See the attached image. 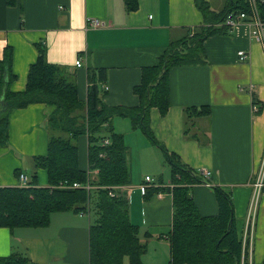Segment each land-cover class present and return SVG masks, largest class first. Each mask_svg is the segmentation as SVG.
I'll list each match as a JSON object with an SVG mask.
<instances>
[{
	"label": "crops",
	"instance_id": "1",
	"mask_svg": "<svg viewBox=\"0 0 264 264\" xmlns=\"http://www.w3.org/2000/svg\"><path fill=\"white\" fill-rule=\"evenodd\" d=\"M206 1L216 11L225 4V0L216 5L217 0ZM92 18L101 25L91 26L88 20ZM201 23L194 0H137L134 11H127L123 0H17L13 6L0 0V58L10 46L16 75L10 89L22 91L28 68L37 58L35 43L41 42L47 62L70 73L80 100H86L88 70L104 68L106 78L97 82L101 90L102 84L107 86L103 103L134 106L133 87L140 82L142 68L156 64L172 40L184 36L187 27ZM203 47L204 63L170 69V105L163 116L156 107L150 109V126L154 136L189 168L210 170L206 183H195L189 189L201 215L217 213L212 185L231 194L240 234L264 148V38L253 40L249 28L240 24L232 33L208 36ZM239 51L248 53L246 61L240 60ZM78 57L80 67L75 66ZM253 98L258 102L255 113ZM203 105L209 106V116L194 117L185 135L184 109ZM48 111L44 103H32L9 114L8 142L0 147V186L18 185V172L29 178L35 173L37 185H48L46 170L36 168L33 161L47 152ZM111 125L122 134L128 150L129 218L147 243L141 261L170 264L171 192L159 191L146 199L140 189L145 176L151 178L147 187L171 189L164 155L140 130L132 129L128 118L114 117ZM76 145L79 166L86 169V135H79ZM90 224L89 214L67 210L53 212L45 226H0V256L18 252L36 263L89 264ZM252 260L264 264V194L259 198ZM123 264H129L128 259Z\"/></svg>",
	"mask_w": 264,
	"mask_h": 264
},
{
	"label": "trees",
	"instance_id": "2",
	"mask_svg": "<svg viewBox=\"0 0 264 264\" xmlns=\"http://www.w3.org/2000/svg\"><path fill=\"white\" fill-rule=\"evenodd\" d=\"M5 2L10 6L17 4V0ZM123 2L127 11L137 8V0ZM194 5L202 16V23L187 27L184 36L168 44L156 64L142 68L140 82L133 87L137 97L134 106L103 103L101 96L106 90H101L99 84L106 78L104 68L88 70L86 100H80L70 73L63 66L47 62L41 42L35 43L37 58L28 68L25 88L13 91L10 84L16 75L12 70V48H4L0 58V147H5L8 142L11 111L32 103H44L51 109L47 114L50 133L47 152L33 157L34 166L46 170L48 185H37V176L33 173L27 186H0V226L9 229L45 226L53 212L72 210L89 214L92 206L95 219L89 226V264H123L124 257L129 264H143L141 256L147 250V243L139 236V226L130 221L128 198L119 191L115 196L109 195L113 186L127 185L131 180L127 147L122 134L115 132L111 125L112 118L126 117L132 129L140 130L162 151L169 167L171 189L150 186L143 196L147 199L159 191L171 192L173 212L167 234L170 264H240L241 240L231 194L212 185L217 213L201 215L189 189L193 184L207 180L168 150L154 136L150 126V109L156 107L163 116L170 105V69L204 63V40L213 34L228 33L226 27L216 26L226 13L250 10L247 0H225L218 11L206 0H194ZM256 7L264 19V1L258 0ZM252 101L258 105L255 98ZM209 113L208 105L186 107L183 113L185 135L194 117L209 116ZM79 135L87 137V167L98 169L92 182L98 186L91 191L94 193L92 205V194L83 187H60L64 181L69 184L86 181V169L78 163L76 138ZM105 138L110 140L108 145L101 144ZM144 235L150 236L147 232ZM0 264L42 263L33 262L25 253L12 252L0 256Z\"/></svg>",
	"mask_w": 264,
	"mask_h": 264
},
{
	"label": "built area",
	"instance_id": "3",
	"mask_svg": "<svg viewBox=\"0 0 264 264\" xmlns=\"http://www.w3.org/2000/svg\"><path fill=\"white\" fill-rule=\"evenodd\" d=\"M258 0H247L250 10L249 12L244 11H235L231 10L226 13L224 19L221 23L217 24V26L226 27L228 32H233L240 24H244L249 28V36L255 41H262L264 38V19L261 18L257 11ZM264 1V0H261ZM88 22L93 27H98L101 25V21L92 18L89 19ZM238 56L241 61H246L248 59V53L244 51H239ZM82 65V60L78 57L75 60V66L80 67ZM102 88L107 90V86L102 84ZM252 111L255 113L258 111V105L256 103H252ZM110 140L105 138L102 141V145H108ZM103 156V153H100V156ZM86 181L82 184L74 182L69 184L67 181L60 183L61 187L66 188H78L83 187L86 191L90 192L93 189H96L98 186L94 185L92 182L97 175V168H86ZM202 177L206 180L210 179L211 172L210 170L203 169L199 171ZM151 180L149 176H145L143 183L140 185L141 192L144 194L145 189L147 188V183ZM19 185L27 186L29 184V178L24 173H19L18 175ZM252 190L250 194V198L247 204L245 224L240 233L241 240V261L240 264H253L252 260V250H253V233L256 225V217L258 213V204L259 198L262 194H264V148L259 161V165L254 173L253 181H252ZM119 191L123 193L128 198L129 190L127 189V185H116L113 186L109 191L110 196H115L119 193ZM82 213V212H81Z\"/></svg>",
	"mask_w": 264,
	"mask_h": 264
},
{
	"label": "rangeland",
	"instance_id": "4",
	"mask_svg": "<svg viewBox=\"0 0 264 264\" xmlns=\"http://www.w3.org/2000/svg\"><path fill=\"white\" fill-rule=\"evenodd\" d=\"M223 2L222 3H224V0H222ZM214 3V5H216L217 3H218V0H217V2L216 1H214L213 2ZM221 5V4H220ZM223 5V4H222ZM220 7V6H219ZM50 108V107H49ZM51 109V108H50ZM73 142L75 141L74 139L72 140ZM166 165V164H165ZM168 166V165H167ZM166 166V167H167ZM87 170V169H86ZM19 173H23V172H19ZM19 173L17 174V178H18V175H19ZM25 174V173H24ZM27 175V174H26ZM27 177H28V175H27ZM29 178V177H28ZM29 181H30V178H29ZM61 187V186H60ZM64 188V187H63ZM97 189V188H96ZM94 190V189H93ZM93 190H91V191H93ZM90 191V192H91ZM91 194H92V198H91V205L93 204V196H94V193H92L91 192ZM89 216H90V219H91V222H93L94 221V219H95V214H94V211H93V209H92V206L90 207V211H89ZM123 263H125L126 261H127V257H124L123 258Z\"/></svg>",
	"mask_w": 264,
	"mask_h": 264
}]
</instances>
